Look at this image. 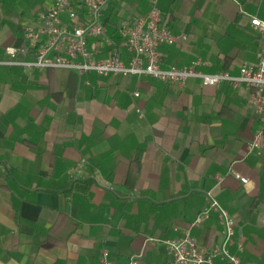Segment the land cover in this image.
Returning <instances> with one entry per match:
<instances>
[{"label": "crops", "instance_id": "0c3cea01", "mask_svg": "<svg viewBox=\"0 0 264 264\" xmlns=\"http://www.w3.org/2000/svg\"><path fill=\"white\" fill-rule=\"evenodd\" d=\"M52 4L0 0V59L6 46L26 45L25 27ZM157 4L185 36L161 46L164 67L200 58L203 72L237 74L257 60L263 41L251 18L264 19V0ZM149 7L117 0L103 15L108 34L118 44L121 20ZM251 91L0 67V264H98L103 249L114 264H166L162 241L189 226L208 191L236 219L241 258L264 264V140L249 150L260 127ZM222 231L212 214L191 235L207 248Z\"/></svg>", "mask_w": 264, "mask_h": 264}, {"label": "built area", "instance_id": "2783aa9c", "mask_svg": "<svg viewBox=\"0 0 264 264\" xmlns=\"http://www.w3.org/2000/svg\"><path fill=\"white\" fill-rule=\"evenodd\" d=\"M117 0H53L52 6L40 12L34 24L25 27L26 45L18 49L6 46V59H0V67L33 69H65L79 75L94 73L97 76H147L163 83L182 88L188 80L198 79L203 86H217L226 82L233 87L250 88L249 102L260 118L249 150L259 148L264 140V19L251 18V26L262 38L257 60L244 63L237 74L230 72H203L200 67L208 64L200 58L190 66H163L161 46L184 39V34L173 35L158 7V0H149L150 7L142 15L121 20L118 26L117 44L108 34L103 15ZM91 40L93 42L91 43ZM107 47V57L101 51ZM18 55H30L18 58ZM135 97L139 93H134ZM143 116L141 110H137ZM242 183L247 179L235 176ZM217 214L223 225L221 239L211 247L200 246L191 229ZM177 236L166 238L162 243L169 253L166 264H252L241 258L243 239L233 241L237 230L236 219L220 204L212 191L206 192V205L196 214L188 227H175ZM235 251H231V246ZM103 249L98 264H114ZM136 258L129 264H137Z\"/></svg>", "mask_w": 264, "mask_h": 264}]
</instances>
